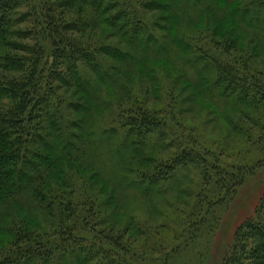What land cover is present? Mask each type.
Masks as SVG:
<instances>
[{
    "label": "trees",
    "instance_id": "trees-1",
    "mask_svg": "<svg viewBox=\"0 0 264 264\" xmlns=\"http://www.w3.org/2000/svg\"><path fill=\"white\" fill-rule=\"evenodd\" d=\"M167 56L186 66L183 99L204 94L232 133L209 142L179 120L184 141L154 160L148 136L171 132L149 105L162 86L146 79ZM234 134L261 157L240 158ZM262 167L264 0H0V264H174ZM183 168L202 181L189 209H172L182 230L170 246L167 220L135 221L123 198L133 189L152 205ZM221 264H264V193Z\"/></svg>",
    "mask_w": 264,
    "mask_h": 264
},
{
    "label": "rangeland",
    "instance_id": "rangeland-1",
    "mask_svg": "<svg viewBox=\"0 0 264 264\" xmlns=\"http://www.w3.org/2000/svg\"><path fill=\"white\" fill-rule=\"evenodd\" d=\"M100 31L102 32V30ZM176 60L177 59L174 58V56H167L165 60L159 62V66L155 65L156 67L154 74L155 77H157L156 80L152 81L146 79V81L152 84L154 82L155 85L162 86L159 91H153L151 93V98H153L156 94L160 95V97L150 100L149 105L152 104L164 112L163 115L166 119L164 120L171 132L170 135H167V137L164 139H160L157 134L148 136L144 150L146 151L147 155L152 157L154 160L166 159L170 154L172 155L177 149L175 143L176 139L179 140L180 144L184 141V139L179 137L178 128L176 125L179 120L194 126H197L198 124L200 128V134L204 132L205 136L202 137H207L209 142L214 139L217 140L224 138L227 132L232 133L230 126H228L227 122L223 120L225 119L223 116L222 122L221 119L218 118L212 123L211 119L214 117V119H216V115H214L211 109H209V103L211 100L208 99L204 94L202 99L197 98L193 105L192 103L190 104V100L185 101L183 99V96L186 95L185 93L190 92L191 89H188L183 94L179 93L181 86L180 84H182L184 81V78H182L181 75H183V72H185L187 69L185 68L186 66H184L183 62L179 66L175 64V67L179 70L174 69L173 63ZM154 63L158 64L156 61H153V64ZM181 66L183 69L180 68ZM179 76H181V79L178 83H176ZM143 82H141L139 85V91H141L140 88L143 87ZM172 89H174L176 92V97L173 99V102L176 104V106H174L175 108L170 105L172 101L170 99ZM167 90H169L170 95L169 93L167 94ZM188 106L189 108L185 109V107ZM179 109L182 110L181 115L178 112ZM226 113L228 112L225 110L223 114ZM230 113L233 115L232 111ZM214 125L216 126L213 129L212 127ZM239 137L240 136L236 135L232 136L230 137L231 141L229 142L235 144L236 141L239 144V146L234 145L231 146V148H235L236 151L240 149V158H244L246 162H254L259 159L261 157V153L255 149H252L250 152H248L249 150L245 147V145L240 144ZM111 161L112 160H109L108 163L113 165L114 161ZM118 165L119 162L117 161V167H115L117 173L120 170ZM174 180L175 182L173 184H169L163 188L165 193L161 194L160 191L157 190L153 192L154 200L152 202H154V209H163L166 212V216L164 218H162L161 213L160 215L152 213L151 209H153V204L151 205L143 196V194L139 193L137 190L131 189L127 196L123 198L125 206L124 209H129L125 210V213L128 211L132 212L131 214L135 216V221L145 220L146 222L148 220L153 225L158 226V224H162L161 222H163L164 219L167 220L163 223L167 222L170 228L166 235V238H169L170 246L177 243V241H175L172 237H174V235H176L179 230H182L180 229L181 224H179L180 219H178V216H176V211L172 209H175L173 207L189 209V205L187 206L186 203L183 204V200L186 199L193 201L195 192L201 187L200 184L202 181L200 176L194 171L193 168L180 169L177 172ZM177 184L181 185L176 186ZM263 193L264 167L259 168L253 175L248 176L245 183L240 187L235 198L229 204L228 208L220 210V222L215 231H205L202 235L198 236L194 240H189L187 236L185 237V242L181 243L180 248L174 250V264H221L224 253L227 251L229 245L233 241L234 232L237 226L242 220H244V218L254 212ZM24 202H28L27 204H29L31 207V202L29 199L25 200ZM156 216H158V218ZM120 217L123 224L125 225V223L128 221V218L124 215ZM39 218H41V214L39 215ZM146 218L148 219L146 220ZM122 222H118V225H121ZM174 230L177 233H174ZM0 237L2 236L0 235Z\"/></svg>",
    "mask_w": 264,
    "mask_h": 264
}]
</instances>
